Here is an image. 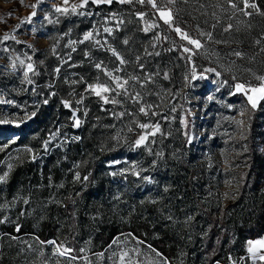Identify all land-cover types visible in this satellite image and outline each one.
I'll return each instance as SVG.
<instances>
[{
  "label": "rangeland",
  "instance_id": "374dc122",
  "mask_svg": "<svg viewBox=\"0 0 264 264\" xmlns=\"http://www.w3.org/2000/svg\"><path fill=\"white\" fill-rule=\"evenodd\" d=\"M126 1L0 0V264H264L247 251L264 218L240 233L264 215V99L235 87L264 82V0ZM43 107L53 122L20 145ZM102 227L118 232L107 244Z\"/></svg>",
  "mask_w": 264,
  "mask_h": 264
},
{
  "label": "snow or ice",
  "instance_id": "6c2138e0",
  "mask_svg": "<svg viewBox=\"0 0 264 264\" xmlns=\"http://www.w3.org/2000/svg\"><path fill=\"white\" fill-rule=\"evenodd\" d=\"M21 3H23V0H20ZM40 2V0H37V4ZM89 2V0H82V3L79 5V7H84L87 3ZM93 3H111L112 0H92ZM120 2H124V0H120ZM141 3L144 2V0H140ZM150 3H152L153 7H156L155 4V0H149ZM64 3L67 4L68 0H64ZM37 4H33L30 5V7L33 9V11L30 13L29 16L23 18L21 20V23H30L32 17H34L36 15L35 12V8L37 7ZM245 6L246 7H256L255 4H251L248 5L247 4V0H245ZM76 5H74L72 7V11L75 12L76 11ZM233 7H235V4H233ZM56 11L58 12H67L68 9L67 8H60L57 7ZM160 11V17L164 20L165 23H171L172 21V16H171V12L170 11H165V10H159ZM8 15H12L11 12L8 13ZM142 15V14H141ZM17 28L20 27V25L18 24L16 26ZM151 27V26H150ZM148 28H145V31H147ZM105 31L107 32H111V29H105ZM175 31L177 33H179L181 35V38L184 40H187L189 44L195 45L197 48L201 47V44L198 40L192 39L187 33H183L181 31L180 28H176ZM12 39H15V37H11ZM92 38V33H86L84 36V40H89ZM4 40L9 39L8 34H5L3 37ZM98 43V42H97ZM126 43V41H125ZM185 52H190V49L185 47L184 48ZM237 55H239V53H237ZM23 63V62H21ZM121 63H123V61H121ZM96 67L99 69L101 68L100 64H97ZM34 71L33 66L31 64H29L27 66V71L25 72V78H27L28 76V72ZM58 71V70H57ZM208 71H214L213 69H209ZM107 75L116 83V88L118 89H124L125 85L127 84V81H123L122 83L120 82V78L117 76H113V74L111 72H108ZM217 75H219V73H217ZM262 81H264V78H260ZM236 91L237 92H242L244 93V95L247 96L249 103H251L252 107L255 108L257 106V103L259 100L264 99V82H262L258 87H251L248 86L246 87L243 84H237L236 86ZM89 90H91L92 92L95 93V95L101 97L105 103L109 102L107 96L104 95V93H108L110 91H114L115 89L110 88L109 86H107L106 84H95V85H89L88 86ZM252 93V94H249ZM113 103H116V101H112ZM64 106L65 107H70L69 103L67 101L64 102ZM142 112H145V109L141 108ZM146 114V113H145ZM75 115V114H74ZM0 123H6V121H0ZM80 125V121L77 119L75 122V126L79 127ZM141 128H149L148 124H141L140 125ZM159 131V125L155 126V130L151 133V135H155L156 132ZM147 139V134L144 136H141L137 141H136V145L139 146L141 144H143ZM48 141H45V148L47 147ZM28 151H31V149H27ZM33 159H35V157H33ZM7 174H5L4 176H0V181H3L6 179ZM77 179H79V174L77 173L76 176ZM85 179H87V177H85ZM44 243V242H41ZM47 243H52L55 244V241H48ZM248 249L247 251L249 253L253 254V257H256L257 254L261 253L262 251H264V238L261 239H257V240H250L248 241ZM57 251L61 254V255H66L68 251V249L64 250V251H60L59 248H57ZM128 256L127 252L122 253L120 259H121V264H124V260L125 257ZM258 258L261 261H264V255H259Z\"/></svg>",
  "mask_w": 264,
  "mask_h": 264
},
{
  "label": "trees",
  "instance_id": "16d2710c",
  "mask_svg": "<svg viewBox=\"0 0 264 264\" xmlns=\"http://www.w3.org/2000/svg\"><path fill=\"white\" fill-rule=\"evenodd\" d=\"M103 5H98V7L96 9H99V8H103V7H107L109 4L108 3H102ZM122 5H124L125 7L126 6H129V4L127 3V1L125 0L124 2H122ZM97 6V5H96ZM95 6V7H96ZM54 86H56L57 90L60 91V92H65L66 89H67V86L61 81V79L57 80L56 83L54 84ZM62 95H64L65 93H61ZM60 97L58 96H54L51 100H50V103H49V107H51V105H53L54 102H58V106L59 108L64 112V113H69V110L65 109L64 108V105L60 104V101H58ZM48 107V108H49ZM48 108L46 107H43V109L46 110V113L43 114V115H40L39 113L38 114H35L33 116V118L24 126V130H26L27 127H30L31 126H34L35 129L33 130V132H29L30 133V138L29 136H26L27 134V131H24V140H20L21 141V144L20 145H24V144H27L31 147H34L38 138H37V133L39 132V128L42 126V124H44L46 121L48 122H53L52 120V117L51 115H47V110ZM44 116V117H43ZM27 126V127H26ZM78 136L79 138L82 139L83 137V130L79 129V132H78ZM37 139V140H36ZM39 141V140H38ZM260 163V161H259ZM263 169V164L260 163L259 164V170H262ZM262 186V187H261ZM260 188L262 190H264V184L261 185ZM65 204V214L67 215H70L68 214L69 213V207L71 205V202L70 200H66L64 202ZM264 218V215L262 214H258L255 218H254V221H253V225L254 227L252 229H248L247 227L249 226V224H246L245 226H243L241 228V232L240 233H243L244 235H246L248 238L250 239H254L255 237H257V232L260 233V231H262V226H263V223H261V220ZM215 220V219H214ZM250 223V222H248ZM252 224V223H250ZM216 225L215 223L212 224V233L210 234L211 236L213 235H216ZM247 231L250 233L248 234ZM253 233V234H252ZM99 234H100V239H101V242L102 243H105L107 244L109 242V240L115 236L116 234H118V232L111 228V227H102V231H99ZM242 235V234H241ZM211 241V240H210ZM153 245L156 246V247H160V242L158 241H152ZM221 255H219V252L209 256V261L208 263H211L212 261L214 260H217L218 258H220Z\"/></svg>",
  "mask_w": 264,
  "mask_h": 264
}]
</instances>
